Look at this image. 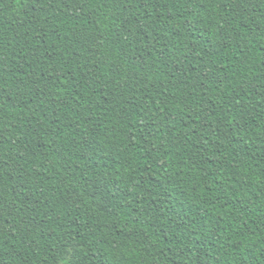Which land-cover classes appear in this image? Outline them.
Masks as SVG:
<instances>
[{"label": "trees", "instance_id": "obj_1", "mask_svg": "<svg viewBox=\"0 0 264 264\" xmlns=\"http://www.w3.org/2000/svg\"><path fill=\"white\" fill-rule=\"evenodd\" d=\"M0 264H264V0H0Z\"/></svg>", "mask_w": 264, "mask_h": 264}]
</instances>
